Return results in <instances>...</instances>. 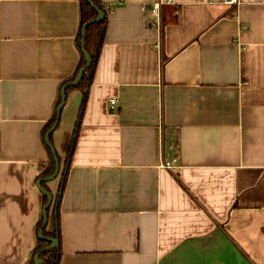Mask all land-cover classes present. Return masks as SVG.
Instances as JSON below:
<instances>
[{"label": "crops", "instance_id": "1", "mask_svg": "<svg viewBox=\"0 0 264 264\" xmlns=\"http://www.w3.org/2000/svg\"><path fill=\"white\" fill-rule=\"evenodd\" d=\"M101 1L95 75L84 107L67 94L44 182L59 264H264V0ZM80 21L79 0H0V264L36 245Z\"/></svg>", "mask_w": 264, "mask_h": 264}, {"label": "trees", "instance_id": "2", "mask_svg": "<svg viewBox=\"0 0 264 264\" xmlns=\"http://www.w3.org/2000/svg\"><path fill=\"white\" fill-rule=\"evenodd\" d=\"M93 3L98 8H100V9H102V10H104L106 12V17L104 19L100 20L99 22L90 24V26H88V28H87L86 49L89 52L90 57H92V64H91L90 68L87 69L84 72V76H83V79L80 82V84H78L76 86H70L67 89V94L69 93V91L71 89H74V88H79V89H83L84 90V99L82 101L83 107L85 106L84 104H85V101H86V97L88 95V91H87L88 89L87 88H89L90 84L93 81L94 75H95L94 71H95L97 62L99 60V55H100V52H101L102 45L104 43V37H105V33H106L107 27H108V25H107V9H105L102 1L101 0H93ZM79 9H80V15H81V21H80V25L81 26H80L79 33H78V36H77V41H78V47L80 49L81 60L79 62V65L77 66L76 70L74 71L73 75L71 77H69L68 80H66V81L61 83L59 90L69 80H75V78L78 75L79 70L86 63V58L83 56L82 51H81V44H82L81 37H82V29H83V26H84L83 24L85 22L97 17V15H98V11L96 9H93L90 6L88 0H79ZM60 101H61V94L59 93L58 99H57L56 104H55L56 109H55V112L53 114V117L48 121V123L45 125V127H44V129L42 131V137L43 138H44L45 134L47 133V131L55 123L54 121H55V118H56V110H57V107H58L57 105L60 103ZM76 133H77V131L75 130V135H76ZM50 138H51V140L53 142L52 134L50 135ZM74 142H75V139L72 142V145L70 147V151L73 148ZM46 147H47V150H48V154H50V158H49V163L43 169L44 171L42 173V176L52 175L55 172V162H54L53 155L51 154L50 149L48 148L47 145H46ZM59 158H60V156H59ZM65 181H66V173L64 174V176H63V178L61 180V183H60V190L61 191L64 188ZM42 184H43V186H45L44 183H42ZM46 199L47 198L44 195L43 196V203H45ZM51 209L52 208H50V210ZM39 218L40 219H39V221H38V223L36 225V228H35V234L37 236H36V245L32 249L33 250L32 251V256L35 253H37L39 251V249H41L42 246H44V245H46L48 243L47 241L42 240V239L40 240L38 238L37 232H38V230L40 228V225H41V223L43 221V218H42L41 214H40ZM54 218H55V226H54L53 230L52 231H48L47 227H46V229L44 230V234H48V235H52V236H57L58 235V237L60 239L61 238V234H60V218H59L58 205H56V207H54ZM58 254L59 255L61 254V246H60V244L57 246L56 249H52V250L43 252L41 254V256H40V260L44 261L46 264H59ZM32 256L29 258V263H31L33 261V257Z\"/></svg>", "mask_w": 264, "mask_h": 264}, {"label": "water", "instance_id": "3", "mask_svg": "<svg viewBox=\"0 0 264 264\" xmlns=\"http://www.w3.org/2000/svg\"><path fill=\"white\" fill-rule=\"evenodd\" d=\"M90 6L93 9H96L98 11V15L97 17L85 22L83 25V29H82V37H81V51L83 56L86 58V63L84 64V66L79 70L77 77L75 78V80H69L68 82H66L62 87H61V101L60 103L57 105V110H56V118H55V123L54 125L47 131V133L45 134L44 138H45V143L48 146V148L50 149L51 154L53 155L54 158V162H55V172L52 175H47V176H40L36 182H35V186L37 188L38 191L42 192L45 196H46V201L45 203L42 205V207L40 208V214L43 218V221L40 225V228L37 232L38 234V238L41 240H45L48 243L44 246L41 247V249H39V251L37 253H35L32 256V252L29 253L30 257H33V261L31 263H29V261L26 264H46L44 261L40 260V256L43 252L52 250V249H56L57 246L60 244V239L57 236H52V235H48V234H44V230L46 229L50 218H49V213H50V208H52L53 204H54V195L51 192V190L45 186H43L42 183L44 182H48L51 180H54L60 173V158H59V154H57V150L55 145L53 144L50 135L54 132V130L59 126L60 124V118H61V114H62V110L64 108V105L67 101V89L70 86H76L78 84H80V82L83 79L84 76V72L90 68L91 64H92V57H90L89 52L86 49V35H87V28L88 26H90V24L92 23H96L99 22L100 20L104 19L106 17V12L100 8H98L94 3L93 0H88ZM29 257V258H30ZM60 257V255L58 254V258Z\"/></svg>", "mask_w": 264, "mask_h": 264}, {"label": "built area", "instance_id": "4", "mask_svg": "<svg viewBox=\"0 0 264 264\" xmlns=\"http://www.w3.org/2000/svg\"><path fill=\"white\" fill-rule=\"evenodd\" d=\"M167 2H172L173 0H166ZM162 2H165L164 0L162 1H158V2H155L153 7L155 8V10H159L160 9V5L162 4ZM225 3H229V4H240V0H224ZM116 100L115 99H112L111 102H110V105L112 108H115L116 106ZM168 165V163H167ZM169 166V165H168Z\"/></svg>", "mask_w": 264, "mask_h": 264}]
</instances>
